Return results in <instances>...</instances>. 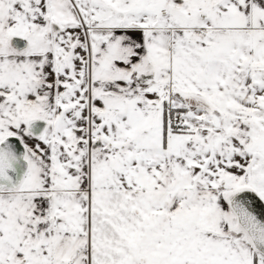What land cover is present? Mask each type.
I'll return each mask as SVG.
<instances>
[{"label":"snow or ice","instance_id":"1","mask_svg":"<svg viewBox=\"0 0 264 264\" xmlns=\"http://www.w3.org/2000/svg\"><path fill=\"white\" fill-rule=\"evenodd\" d=\"M0 264H264V0H0Z\"/></svg>","mask_w":264,"mask_h":264}]
</instances>
